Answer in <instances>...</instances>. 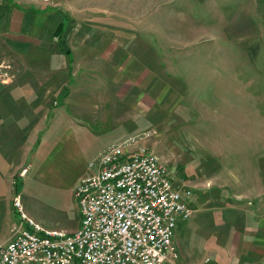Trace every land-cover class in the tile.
<instances>
[{"label":"rangeland","instance_id":"rangeland-1","mask_svg":"<svg viewBox=\"0 0 264 264\" xmlns=\"http://www.w3.org/2000/svg\"><path fill=\"white\" fill-rule=\"evenodd\" d=\"M57 5L54 9L75 22V32L84 27L75 68L115 56L123 61L121 51L130 57L129 72L116 71V77L128 85L132 100L95 98L97 110L105 102L110 113L103 123L100 117L83 119V142L109 137L101 150L130 139L132 147L158 155L192 190L224 189L237 199L264 192V0H60ZM91 25L116 30L115 36L91 34ZM101 45L105 49L87 54ZM83 168L78 159L61 165L54 187L28 179L30 186L19 197L24 213L47 229L76 228L72 187Z\"/></svg>","mask_w":264,"mask_h":264},{"label":"crops","instance_id":"crops-1","mask_svg":"<svg viewBox=\"0 0 264 264\" xmlns=\"http://www.w3.org/2000/svg\"><path fill=\"white\" fill-rule=\"evenodd\" d=\"M35 1L0 0L1 244L10 239V227L19 223L14 199H21L30 186L28 179L54 187L60 166L78 159L84 167L78 180L105 150L100 148L109 137L95 135L83 142L87 131L83 119L100 117L97 121L103 123L110 113L105 102L97 110L95 98L124 102L133 94L116 77V71L123 75L130 70L126 52L121 51L123 61L115 56L98 65L81 62L75 68L80 63L77 47L86 37L84 27L75 32V22L67 20L62 9L38 7ZM114 31L92 25L88 30L106 37ZM100 48L104 46L90 47L87 54L99 53ZM121 63L127 65L124 71L118 70ZM222 190H192L194 213L174 235L181 263L264 264V192L253 199H237ZM71 228L65 230L75 229Z\"/></svg>","mask_w":264,"mask_h":264},{"label":"built area","instance_id":"built-area-1","mask_svg":"<svg viewBox=\"0 0 264 264\" xmlns=\"http://www.w3.org/2000/svg\"><path fill=\"white\" fill-rule=\"evenodd\" d=\"M59 1L35 2L52 9ZM131 143L110 144L89 163L73 190L72 231L39 225L16 197L19 223L0 243V264H184L174 235L194 213L193 191L158 155Z\"/></svg>","mask_w":264,"mask_h":264}]
</instances>
